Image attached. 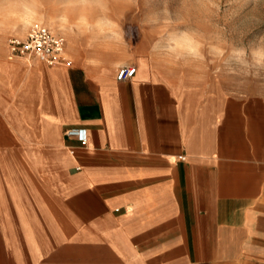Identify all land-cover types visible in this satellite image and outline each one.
<instances>
[{"label":"crops","instance_id":"crops-1","mask_svg":"<svg viewBox=\"0 0 264 264\" xmlns=\"http://www.w3.org/2000/svg\"><path fill=\"white\" fill-rule=\"evenodd\" d=\"M79 48L0 52V264H264V94Z\"/></svg>","mask_w":264,"mask_h":264},{"label":"rangeland","instance_id":"rangeland-1","mask_svg":"<svg viewBox=\"0 0 264 264\" xmlns=\"http://www.w3.org/2000/svg\"><path fill=\"white\" fill-rule=\"evenodd\" d=\"M7 0H0V5ZM32 9L34 23H43L65 35L75 47L85 52L108 53L117 58L133 57L147 52L149 57L174 75L219 83L232 92L263 93L264 80H242L236 83L210 60H176L170 56L154 54L153 42L166 30H195L206 44L217 36L240 42L264 33V0H25ZM156 16L158 23H145ZM111 19L125 32V39L114 42L96 29V23ZM171 20L173 23H165ZM0 52H9L12 37H24L30 27L5 13L0 16ZM131 37V39H130ZM127 41V42H125ZM122 67V66H121Z\"/></svg>","mask_w":264,"mask_h":264},{"label":"clouds","instance_id":"clouds-1","mask_svg":"<svg viewBox=\"0 0 264 264\" xmlns=\"http://www.w3.org/2000/svg\"><path fill=\"white\" fill-rule=\"evenodd\" d=\"M97 2L101 3L102 0ZM5 13L18 20L19 24L25 28L31 26L34 16V12L25 0H7L0 5V16ZM145 23H158V18L149 16ZM165 23L171 24L173 21L166 20ZM96 29L101 32L107 29V35L114 42L118 43L125 39L124 30L109 18L97 21ZM151 51L176 60L204 61L207 59L218 63L221 70L232 77L236 83L245 79L264 80V33L248 40L243 38L240 42L231 43L224 40L222 36H217L214 42L206 44L202 35L195 30H166L153 42Z\"/></svg>","mask_w":264,"mask_h":264},{"label":"built area","instance_id":"built-area-1","mask_svg":"<svg viewBox=\"0 0 264 264\" xmlns=\"http://www.w3.org/2000/svg\"><path fill=\"white\" fill-rule=\"evenodd\" d=\"M67 40L64 34L54 31L43 23H34L24 37H12L9 42L11 57L22 56L30 61H42L49 65L72 61L66 56ZM137 71L135 66L120 67L117 78L125 80ZM84 136H81V133ZM67 136L79 138L84 144L87 142L86 130L81 127H70L65 131Z\"/></svg>","mask_w":264,"mask_h":264},{"label":"snow or ice","instance_id":"snow-or-ice-1","mask_svg":"<svg viewBox=\"0 0 264 264\" xmlns=\"http://www.w3.org/2000/svg\"><path fill=\"white\" fill-rule=\"evenodd\" d=\"M81 136H82V137L84 136V133H83V132L81 133Z\"/></svg>","mask_w":264,"mask_h":264}]
</instances>
